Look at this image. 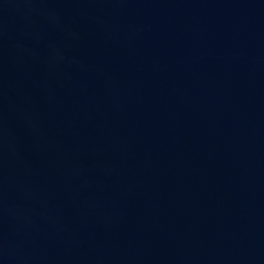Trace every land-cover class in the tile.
Returning a JSON list of instances; mask_svg holds the SVG:
<instances>
[{"label":"water","instance_id":"95a60500","mask_svg":"<svg viewBox=\"0 0 264 264\" xmlns=\"http://www.w3.org/2000/svg\"><path fill=\"white\" fill-rule=\"evenodd\" d=\"M0 264H264V0H0Z\"/></svg>","mask_w":264,"mask_h":264}]
</instances>
